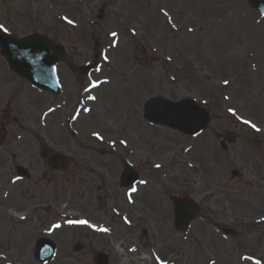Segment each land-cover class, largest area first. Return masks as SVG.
<instances>
[{"label": "rangeland", "instance_id": "1", "mask_svg": "<svg viewBox=\"0 0 264 264\" xmlns=\"http://www.w3.org/2000/svg\"><path fill=\"white\" fill-rule=\"evenodd\" d=\"M249 1L0 0V25L13 36L46 35L77 66L98 60L79 90L61 62L62 95L52 97L13 74L0 55V264H39L33 247L42 236L57 247L46 264H93L98 250L109 253V264H264V15ZM87 96L95 97L83 105L90 114L73 121ZM153 96L196 101L210 113L207 129L189 137L148 124L142 104ZM229 132L235 142L223 150ZM244 132L258 143L249 145ZM42 144L71 156L72 168L50 172ZM125 160L146 182L134 187L131 207L118 186ZM16 165L31 178L19 179ZM144 194L157 204L143 220ZM172 195H192L202 207L188 233L173 228ZM66 214L88 223L69 226ZM139 240L153 259L129 252Z\"/></svg>", "mask_w": 264, "mask_h": 264}, {"label": "water", "instance_id": "2", "mask_svg": "<svg viewBox=\"0 0 264 264\" xmlns=\"http://www.w3.org/2000/svg\"><path fill=\"white\" fill-rule=\"evenodd\" d=\"M258 10L264 11V0H255L253 5ZM0 49L10 67L18 75L27 78L35 86L48 89L57 93L55 88L54 65L59 59H66L63 47L53 43L49 38L41 35H31L23 39H15L0 30ZM85 67L79 69L78 77L84 73ZM145 117L151 122L165 123L173 128L194 134L205 128L208 122L206 111L200 109L188 100L176 104L160 98L151 99L145 105ZM249 142H253L248 138ZM55 161L65 165L68 161L61 156H54ZM235 174V173H233ZM126 180V174L125 178ZM128 182H134L133 175L127 176ZM175 204L176 226L183 231L185 225L193 219L197 213V207L188 199H172ZM54 245L45 239L37 242L34 255L36 259L46 261L54 252ZM80 247L77 246L76 250ZM93 260L97 264H106L108 259L105 255L95 253Z\"/></svg>", "mask_w": 264, "mask_h": 264}, {"label": "snow or ice", "instance_id": "3", "mask_svg": "<svg viewBox=\"0 0 264 264\" xmlns=\"http://www.w3.org/2000/svg\"><path fill=\"white\" fill-rule=\"evenodd\" d=\"M65 19H67V18H65ZM72 21H69V23H71ZM3 26L2 25H0V28H2ZM117 35V33H115V32H113L112 33V36H116ZM225 83H228L227 81H225ZM96 85H95V83L93 84V87H95ZM86 91H87V89H86ZM90 99H95V97H89ZM85 111H90L89 109H84ZM50 111H51V109H50ZM229 111H234L233 109H229ZM76 117H73V119H75ZM244 123H246V124H251V127L252 128H254V129H256L257 131H260V129L259 128H257V126H256V124H254V123H251V121H247V120H245L244 121ZM93 135H96V136H99V133H93ZM121 143H126L125 141H121ZM156 167H160V165H156ZM141 183H146L145 181H141ZM132 191L133 192H135L136 191V189L135 188H133L132 189ZM78 223H82V224H86V223H88V221H78ZM54 227H59V225H54ZM104 231H107V229H103ZM161 264H165V262H163V261H161Z\"/></svg>", "mask_w": 264, "mask_h": 264}, {"label": "bare ground", "instance_id": "4", "mask_svg": "<svg viewBox=\"0 0 264 264\" xmlns=\"http://www.w3.org/2000/svg\"><path fill=\"white\" fill-rule=\"evenodd\" d=\"M11 188H12V186H9V189L11 190ZM8 197V196H7ZM23 206H21V208H22ZM15 210H18L19 209V206L17 205V206H15V207H13ZM22 211V210H21ZM58 213H62L61 212V210H59L58 211ZM66 216L67 217H71V215H69V214H66ZM74 221V224L75 225H78L79 226V228H81V227H83V226H85V225H83V224H81V223H78V222H76L75 220H73ZM81 226V227H80ZM60 228H63V227H60ZM76 228H78V227H76ZM143 258V257H142ZM6 260V257H4V256H1L0 255V263H2V262H4Z\"/></svg>", "mask_w": 264, "mask_h": 264}, {"label": "flooded vegetation", "instance_id": "5", "mask_svg": "<svg viewBox=\"0 0 264 264\" xmlns=\"http://www.w3.org/2000/svg\"><path fill=\"white\" fill-rule=\"evenodd\" d=\"M149 209H153V205H150V204H146L144 205V212L148 211Z\"/></svg>", "mask_w": 264, "mask_h": 264}]
</instances>
